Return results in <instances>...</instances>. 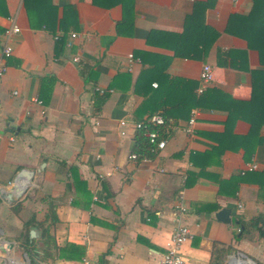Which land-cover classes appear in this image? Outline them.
Returning a JSON list of instances; mask_svg holds the SVG:
<instances>
[{
    "label": "crops",
    "instance_id": "0c3cea01",
    "mask_svg": "<svg viewBox=\"0 0 264 264\" xmlns=\"http://www.w3.org/2000/svg\"><path fill=\"white\" fill-rule=\"evenodd\" d=\"M254 3L0 0V57L21 29L0 82V264H162L178 224L194 234L186 264H264V124L249 106L264 55L228 31ZM191 16L217 34L200 58L176 54L213 37L186 47ZM205 64L215 77L198 95ZM155 114L166 147L143 156L136 124Z\"/></svg>",
    "mask_w": 264,
    "mask_h": 264
},
{
    "label": "trees",
    "instance_id": "16d2710c",
    "mask_svg": "<svg viewBox=\"0 0 264 264\" xmlns=\"http://www.w3.org/2000/svg\"><path fill=\"white\" fill-rule=\"evenodd\" d=\"M124 1L125 0H92L95 6L101 8H113L119 4H122ZM202 19L196 20V18L191 16L187 20L184 33L180 38H183V42L185 43L186 47H188L190 43H193L191 42V37L193 38L195 33L199 32V30L204 31L207 34H212V39L208 41L204 38L198 39L192 44L195 46V48L188 47L183 52H176L178 56L200 58L208 52V48L210 45H212L217 34L209 30V28L204 27ZM228 31L231 35L245 39L248 42L250 48L259 51L260 55H264V1L255 0L253 8L248 16L233 17L230 21ZM166 35L171 36L170 34ZM62 47L64 48V45H62ZM252 91L253 95L249 103L251 111L250 122L255 128L264 124V73L259 72L253 75ZM101 101L102 98L99 99L97 108L100 107ZM145 123L146 122H144V124ZM158 132L164 137L160 128H158ZM137 141V152L143 156L150 155L151 147L148 140L143 136V131L139 132ZM47 218L48 220H51L52 223L57 222L56 207L54 205L50 206V211ZM258 221L259 219L254 220L253 222L257 223ZM29 255L31 256V252Z\"/></svg>",
    "mask_w": 264,
    "mask_h": 264
},
{
    "label": "built area",
    "instance_id": "2783aa9c",
    "mask_svg": "<svg viewBox=\"0 0 264 264\" xmlns=\"http://www.w3.org/2000/svg\"><path fill=\"white\" fill-rule=\"evenodd\" d=\"M21 32V29L14 25L11 28H9L8 30H6L4 36H5V40L6 43L4 45V48L2 50L1 53V57H0V82L2 81V79L4 78L5 74L7 73V66L5 64V60H8L9 58H11V56L13 55L14 52V48L12 46V39L15 35L19 34ZM73 38H76L77 35L73 34L72 35ZM75 62L79 61V58H75L74 59ZM135 58L132 54L129 55V62H130V70H132L133 68V64L135 62ZM139 62V61H138ZM214 69L211 65L209 64H205L202 67V71L200 74V86L199 88L196 90V94L198 95H202L206 92L207 88L210 86V84L214 81ZM154 86L156 87L157 84H154ZM97 91H99L101 94H104L103 90L97 89ZM18 93L15 92V95H17ZM198 113L197 111H193L192 112V118L189 121L185 131L186 133L190 136L193 137L194 134V126L196 124V117H197ZM126 122L122 121L121 122V127H125L126 126ZM166 126V120L164 118V116L162 114H155L153 116H151L146 123H138L136 124V129L138 131H143V136L148 140L149 145H150V149L152 153H158L162 150L165 149L166 147V139L159 134L158 132V128H162ZM154 128V129H152ZM121 135L125 136L126 132L122 129L121 131ZM138 155L134 154L132 156V159H137ZM257 169V166L255 165H251L248 166L247 171L248 172H253ZM243 174H245V171L243 172ZM243 206L240 204L239 208H242ZM176 210L179 213H185L187 211V208L184 207L181 204H178L176 207ZM238 232H241V229H238ZM194 238V234L192 232V230L185 225L182 224H178L176 226V228L174 229L170 239L168 240L167 246H166V253L163 257L162 260V264H186V260L184 258V254H183V248L184 246L189 243L190 241H192ZM230 264H252V262L250 261H246L245 259H243L242 257H238V258H231L229 261Z\"/></svg>",
    "mask_w": 264,
    "mask_h": 264
},
{
    "label": "water",
    "instance_id": "95a60500",
    "mask_svg": "<svg viewBox=\"0 0 264 264\" xmlns=\"http://www.w3.org/2000/svg\"><path fill=\"white\" fill-rule=\"evenodd\" d=\"M20 188L22 189V192H24L26 190V185L22 184L20 186ZM216 217L218 218V220L230 224L231 223V211L229 209H223L220 212L217 213ZM1 250H4L3 247L0 246Z\"/></svg>",
    "mask_w": 264,
    "mask_h": 264
}]
</instances>
